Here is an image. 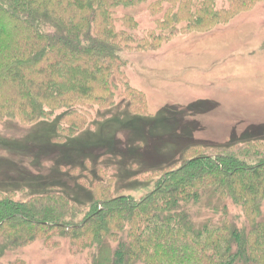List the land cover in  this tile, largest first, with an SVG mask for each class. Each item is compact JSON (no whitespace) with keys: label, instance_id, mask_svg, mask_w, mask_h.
I'll list each match as a JSON object with an SVG mask.
<instances>
[{"label":"trees","instance_id":"obj_1","mask_svg":"<svg viewBox=\"0 0 264 264\" xmlns=\"http://www.w3.org/2000/svg\"><path fill=\"white\" fill-rule=\"evenodd\" d=\"M260 1L219 8L216 0H0V119L33 123L70 107L57 139L72 136L86 126V111L116 102L122 51L225 24ZM142 2L154 14L166 10L155 29L140 33L136 18L117 9ZM124 95L134 113L147 112L144 93L126 83ZM182 157L155 168L154 189L139 197L114 195L112 177L94 181L84 207L53 188L26 199L0 193V264H26L9 255L35 241L57 247L65 240L73 252H89L86 264H264V140L192 145ZM206 197L205 209L222 202L220 217L200 219Z\"/></svg>","mask_w":264,"mask_h":264},{"label":"rangeland","instance_id":"obj_2","mask_svg":"<svg viewBox=\"0 0 264 264\" xmlns=\"http://www.w3.org/2000/svg\"><path fill=\"white\" fill-rule=\"evenodd\" d=\"M216 2L228 6V0ZM165 10L154 14L142 2L119 7L117 15L132 14L142 33L155 29ZM121 56L126 66L124 79L116 81V102L86 111L87 124L76 134L57 139L60 116L70 107L33 123L0 119V193L16 190L26 199L53 188L84 207L93 200L94 181L112 177L114 195L139 197L154 189L155 168L182 162L192 145L264 140V0L225 24L182 31L156 48H132ZM126 83L144 93L146 113L131 110ZM207 203L208 197L197 208L201 220L222 215L220 200L217 209H205ZM228 208L240 219L239 207L228 201ZM112 246L104 248L107 260ZM9 257L26 264L90 260L89 252H73L68 240L57 247L35 241Z\"/></svg>","mask_w":264,"mask_h":264}]
</instances>
